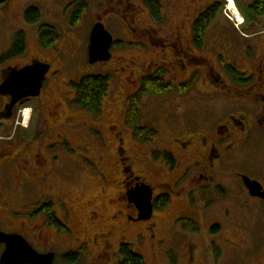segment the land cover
I'll list each match as a JSON object with an SVG mask.
<instances>
[{"label":"flooded vegetation","instance_id":"af4514ba","mask_svg":"<svg viewBox=\"0 0 264 264\" xmlns=\"http://www.w3.org/2000/svg\"><path fill=\"white\" fill-rule=\"evenodd\" d=\"M149 1H152L158 10V16L152 17L153 21L156 23L164 20L166 23L167 28L164 24L157 29L167 30V35L172 37L170 45L165 49L170 51L172 58L166 64L162 63L165 69L157 67L153 70L152 68L158 63L156 60H150L144 66L142 64L141 68L144 72L148 71L146 72L148 74L159 70L179 72V81H167L178 88V93H173L172 90L170 94L178 96L181 102L161 104L164 108L161 109L162 115H154L157 123L149 127L156 133L151 143H142L134 136L133 128L127 125L125 119L128 103H124L123 127L113 133L117 143L115 148L110 149L116 155L119 174V181L116 184L121 187L120 195L116 196L114 201L117 204V200L123 199L125 211L116 212V217L112 216L115 217L113 220L123 213L122 216L127 224L125 227L140 222L145 231V238L150 240L152 253L157 255V249L166 246L172 240L173 233L171 231L167 238L159 234L160 224L153 221L154 212L149 220H135L138 212L135 205L129 202L128 192L137 184L144 183L152 188L153 206L161 198H167L168 203L186 201L187 205L191 206L190 195L194 190L202 191L203 196L206 197L209 194H216L218 199L223 201L230 192L228 187H238L242 195L239 203L248 207L256 206L259 210L258 221L251 223V226L257 225L259 231L251 240V244L242 246L243 253L247 256L260 253L261 264H264V196L250 195L243 181V177H248L258 182L264 194V30L257 29L262 16H253L248 7L246 8L243 24L240 27L247 32L245 34L237 30L230 21L219 18L224 8V0H209L204 3L202 0ZM106 8L108 5L105 4L104 10ZM207 10L214 11V16L207 20L199 34L196 30V22ZM106 12L105 10L102 16H105ZM215 17L216 24H212L211 21ZM112 18L115 23L117 21V29L122 36L127 30L131 31V25L134 26V19L131 17H126L125 20L123 15H116ZM121 27L126 30L121 31ZM148 27L154 28L153 25ZM116 41L120 42L119 48L145 52L142 47H138L143 42L137 39L128 40L131 47L124 45L125 40L121 38L115 40L113 37V45ZM147 44L142 45L147 46ZM110 52L111 58L108 62L114 59L119 69H127L129 75H132V68L139 64L137 60L140 59V55L135 54L127 58L120 54L114 55L112 50ZM35 61L50 65L37 96H27L18 100L8 111L6 107L11 103L12 97L0 93V213L7 212L15 219L17 216L11 215V201L37 202L40 210L42 201H47L46 203H50L52 207L51 201L57 199L69 201L71 198L67 195V189H59L53 179V162L62 156L61 149L47 150L39 146L32 132L33 115L38 113L39 117H44L48 122L49 130L60 144L66 146L71 144L73 148L82 152L86 146L79 123L66 118L60 102L50 103L45 95L47 85L51 80L54 81L58 74L52 60H44L37 55L27 57L26 50L22 54H13L11 50L0 54V85L12 70L29 66ZM138 80L140 85V79ZM180 87H187L186 91L181 93ZM190 89L191 92L196 93L191 95V92L188 93ZM165 96L157 100L164 101ZM175 105L181 110H174ZM25 107H29L32 113L29 121L24 124L21 113ZM167 108L169 109L166 110ZM177 112L181 113L180 122L176 119ZM162 123L164 128H161ZM51 124H55L58 130H51ZM75 125L78 128L73 132ZM136 127L146 126L139 125L138 120ZM128 131L134 142L138 144L135 143L136 152L131 155L126 154L127 144L123 137L124 134L128 135ZM72 132L77 136L76 141L73 140L75 136L71 134ZM140 145L146 146L147 149ZM62 160L65 161L63 157ZM65 162L78 163V159L68 155ZM106 178L108 180L107 175ZM221 186H226L227 190L219 191L218 187ZM55 191L62 192L55 193ZM203 208L207 210L209 207ZM69 211L72 216L73 213H77L76 209ZM229 213L226 207L224 216L227 218ZM33 216H28L26 219L30 221ZM102 217L98 208H88L86 219L88 223L97 224ZM182 217L187 216L179 215L177 219ZM0 219V222L7 225L16 222L11 221L12 219L4 214ZM177 219H174L173 224ZM112 224L114 223L110 225ZM46 225L48 222L44 220L42 226L45 228ZM215 225L222 226L220 222L209 226ZM29 226L30 231L35 230L33 224L29 223ZM241 226L240 241L246 243L247 235L244 232L249 227ZM110 227L112 231L114 226ZM10 228H0V231L18 233L24 237L25 234L28 235L29 230L23 234ZM110 233L109 230L103 232L98 229L89 237H74V248H67L69 251L79 253L80 250L90 248L89 244L97 245V239H101L106 249L109 246ZM25 239L28 241L26 237ZM185 244L187 262L189 264L197 262L200 254L198 247L190 242Z\"/></svg>","mask_w":264,"mask_h":264},{"label":"rangeland","instance_id":"374dc122","mask_svg":"<svg viewBox=\"0 0 264 264\" xmlns=\"http://www.w3.org/2000/svg\"><path fill=\"white\" fill-rule=\"evenodd\" d=\"M106 3H103L105 2ZM203 3L209 0H202ZM255 0H224V7L230 3L237 17L242 19L246 8ZM86 7L80 14V20L74 25H71V17L73 12L79 8L78 0H8L5 4L0 5V54H5L10 50L12 39L15 33L22 31L26 38V55L27 57L39 56L41 59H49L55 63L57 70V78L47 85L45 95L49 98V102H60L64 110V116L71 118L74 123H79L86 146L84 152L79 151L69 145H62L57 142L56 137L49 130L48 122L40 115H33L31 120L32 132L39 146L47 150L55 148L61 149L62 156L56 158L53 162V179L57 187L66 188L69 201L57 199L51 201L52 209L55 212L57 219L66 227L60 231L49 224L42 226L43 221L47 220V212H43L37 202L33 201H11V215L7 212L0 213V218L4 215L16 221L12 225H7L0 222V228L16 230L20 233L27 231L25 237L29 243L39 252L52 251L55 253L53 264H66L63 255L69 251L68 248H74V237H89L100 229L103 232L109 230L108 236L109 246L105 249L103 242L97 239V245L89 244L90 248L79 251V259L76 264H115L118 258L117 250L120 242H127L133 245L145 259L146 264H189L185 254V243H194L199 251L198 261L193 264H261L262 257L255 253L248 255L243 253L242 246L251 244V240L258 233L259 227L252 225L254 221H258L259 210L256 206L248 207L239 203L242 195L238 191V187H228L230 192L223 201H220L218 195L209 194L203 196L202 191L194 190L191 197V206H188L186 201H169L168 205L160 210H155L153 221L160 224L159 234L167 238L172 231V240L166 245L158 248L157 255H154L150 249V240L145 238V231L140 222L132 224L128 227L125 224L123 213L115 218L116 212L125 211L124 200L114 201L120 195L121 187L116 182L119 181L118 167H116V155L110 149L116 147L117 139L114 137L116 129L121 130L123 127V112L122 107L127 103V98L137 93L139 90V80L142 76L148 74V71H142L141 65L151 61H157V67H164L165 63L171 58L170 51L165 50L171 43V36L167 35V30L157 29L166 23L164 20L160 22L153 21L149 13V8L145 0H86ZM108 5L105 16L104 6ZM28 7H36L41 13L39 23L27 24L24 21V11ZM121 11V12H120ZM229 12L223 8L219 18H224L227 21ZM123 15V18L131 17L134 19L132 29L122 36L117 29L116 23L112 17ZM98 17L103 19L106 29L113 35L115 40H125V46L131 47L129 41L134 39L147 44L143 46L145 51L119 48L120 45H113L111 48L114 55H124L127 58L140 55L139 63L132 68V75H129L127 69H119L117 61L112 59L110 62H97L90 64L88 61V44L89 34ZM111 18V19H110ZM232 18V16H231ZM216 17L211 21L216 24ZM258 30H264V16L259 19ZM128 22V21H127ZM126 22V23H127ZM234 26V22H231ZM41 25H52L59 34V39L55 43L54 48L43 50L39 45V29ZM153 25L154 28H149ZM242 25V24H241ZM241 25L237 30L242 33H247L241 29ZM144 27V28H142ZM124 31L123 28H120ZM255 31V30H254ZM249 33V32H248ZM129 40V41H128ZM160 62V63H159ZM140 66V67H139ZM124 70V71H123ZM166 80L179 81L180 73L173 70L164 71ZM86 75H107L109 76V89L107 96L103 102L102 114L98 118H94L74 103V89L70 85L71 81L78 82ZM192 89L189 90L190 93ZM173 93H178V88L173 87ZM169 93L162 96L144 95L137 105L139 113V125L152 127L157 123L154 115H162L161 104L169 102H177L181 100L178 96H171ZM193 91L190 94H195ZM164 101L157 99L163 98ZM176 106V107H175ZM173 106L174 110L180 111V107ZM180 106V105H178ZM164 109V108H163ZM167 108L166 110H168ZM22 112L23 123L29 121L31 109L23 108ZM177 121L181 120V113L177 112ZM160 118V117H159ZM20 127V126H19ZM78 126L72 129H77ZM161 128H164L162 123ZM51 130L56 129L55 124H51ZM61 130V129H59ZM71 133L75 136V133ZM123 135L127 144L126 154H135L134 149L137 144L130 135ZM77 140V136L73 138ZM136 143V144H135ZM158 143V142H157ZM160 143V142H159ZM158 143V144H159ZM157 144V145H158ZM138 145V144H137ZM142 146L145 150L146 146ZM69 148H72L70 151ZM75 156L78 163L69 164L65 162L68 155ZM62 157L65 159L63 162ZM108 177V180L106 178ZM226 186L218 187L219 191L227 190ZM63 191V190H62ZM62 191H55L61 193ZM232 191V192H231ZM109 203L107 200H110ZM47 201H42L41 204H47ZM89 202V203H88ZM66 203V204H65ZM66 206V208H65ZM209 207L205 210L203 207ZM226 207L230 213L226 218L224 210ZM14 208V209H13ZM89 209H99L103 216L101 221L96 223H88L87 211ZM70 209H76L77 213H73ZM68 210V213L66 212ZM32 220H27L26 217H32ZM187 216L196 222L198 227L197 232H188L181 230L179 223L174 219L178 216ZM115 216V217H112ZM45 217V218H44ZM78 217V218H77ZM1 220V219H0ZM112 231L110 230L112 225ZM221 223L219 232L212 234L210 232V224ZM29 223L34 225L35 230L30 231ZM22 225V227H20ZM241 225L249 227L244 234L247 235L246 243L240 241ZM140 233V236H137ZM124 236V238H122ZM217 247L219 254L217 257L213 255L211 246ZM261 247V245H258ZM257 246V247H258ZM68 247V248H67ZM109 248V249H108ZM3 246L0 245V253ZM106 252V253H105Z\"/></svg>","mask_w":264,"mask_h":264},{"label":"trees","instance_id":"16d2710c","mask_svg":"<svg viewBox=\"0 0 264 264\" xmlns=\"http://www.w3.org/2000/svg\"><path fill=\"white\" fill-rule=\"evenodd\" d=\"M80 3L71 17V25L76 24L80 20V14L83 8L86 7V0H78ZM149 12L152 17L158 16V10L153 5L152 1H146ZM249 12L253 16H264V0H255L248 6ZM214 16V11L207 10L196 22V30L200 34L202 26L208 19ZM41 13L36 7H28L24 11V21L27 24L39 23ZM39 45L43 50L54 48L55 43L59 39V34L55 27L52 25H41L39 29ZM114 45H120V42H114ZM10 50L13 54H22L26 50V38L25 34L20 31L14 34ZM163 70H159L153 74H146L140 78V88L137 93L127 98L126 105V122L127 125L133 128V134L136 138L140 139L142 143H151L156 136L154 130L149 127L138 128L136 124L139 120V113L137 105L139 104L142 96L155 95L162 96L172 92L174 85L168 82L163 74ZM109 76L107 75H86L82 77L78 82L71 81L70 85L74 89V103L83 111L98 118L102 114L103 102L107 96L109 89ZM187 87H180L181 93L186 91ZM168 203L167 198H161L154 204L155 210H160L166 207ZM43 212H47V222L50 226L55 227L57 230L66 229L65 226L57 219L50 203L43 204L41 206ZM181 230L188 232H197L198 227L196 222L189 217H182L177 219ZM210 232L216 234L219 232L218 226H211ZM211 251L215 257L218 256L219 251L214 245L211 246ZM117 261L115 264H146L142 254L133 248V245L127 242H120L117 250ZM66 264H76L79 259V253L77 251H68L63 255Z\"/></svg>","mask_w":264,"mask_h":264},{"label":"water","instance_id":"95a60500","mask_svg":"<svg viewBox=\"0 0 264 264\" xmlns=\"http://www.w3.org/2000/svg\"><path fill=\"white\" fill-rule=\"evenodd\" d=\"M7 0H0V4ZM113 43L112 35L101 22V18L93 25L89 34L88 61L90 64L107 62L111 58L110 48ZM50 68L49 64L35 61L29 66L12 70L0 85V93L9 94L11 103L7 105L9 111L20 99L27 96H37L43 84L45 75ZM244 185L250 195L261 197V185L243 177ZM153 190L144 183L137 184L128 192V200L137 209L138 216L135 220L146 221L152 218ZM4 246L0 254V264H53L54 252H38L22 235L18 233H5L0 231V245Z\"/></svg>","mask_w":264,"mask_h":264},{"label":"bare ground","instance_id":"6f19581e","mask_svg":"<svg viewBox=\"0 0 264 264\" xmlns=\"http://www.w3.org/2000/svg\"><path fill=\"white\" fill-rule=\"evenodd\" d=\"M232 6V5H231ZM231 6H230V8H231ZM231 10L233 11V9L231 8ZM233 12H235V11H233Z\"/></svg>","mask_w":264,"mask_h":264}]
</instances>
